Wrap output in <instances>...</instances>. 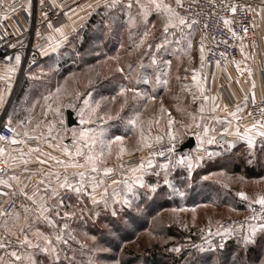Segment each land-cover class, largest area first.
<instances>
[{"label":"rangeland","instance_id":"obj_1","mask_svg":"<svg viewBox=\"0 0 264 264\" xmlns=\"http://www.w3.org/2000/svg\"><path fill=\"white\" fill-rule=\"evenodd\" d=\"M120 1L117 8L126 11L88 14L87 19L94 17L96 23L88 27L89 44L81 53L71 37L59 48L75 65L82 63L83 74L70 73L68 83L34 94L25 105L29 116L26 127L20 126L15 105L22 85L39 70L26 73L19 88L13 83L12 100L6 102L8 117L18 133L38 126L46 113L51 126L57 128L59 116L73 107L83 130H91L98 141L122 138L112 145L101 165L114 171L109 176L93 174L103 182L97 186V181L86 180L81 192L59 188L55 175H32L34 190L22 198L4 227L11 233L20 232L21 241L27 237L33 246L21 243L20 260L11 255L13 251H2L0 264H150L146 259L153 253L158 254L154 264H264V255L256 262L247 253L256 247L258 254H264L261 225L247 223L240 230L232 226L246 216L261 188L232 173V160L253 155L252 161L248 160L251 165L256 163L257 152L242 147L229 159L231 147L214 150L216 120L210 114L208 92L197 78V71L204 69L197 32L181 26L165 33L166 13L148 0ZM164 2L175 9V0ZM76 82L83 85L79 91ZM88 91L85 105L81 98ZM50 95L46 102L44 98ZM80 131L81 127H74L68 135L69 147ZM190 137L198 139V147L171 155L165 164L147 159L140 168L129 163L132 156L149 148L145 144L186 142ZM121 146L126 151L118 159ZM73 172L67 170L71 176ZM115 174L120 176L114 180L117 183L108 182ZM76 178L70 183L75 185ZM41 180H45L43 185ZM46 188L59 194H46ZM239 193L249 199H242ZM43 208L48 211L42 214ZM228 243L235 250L226 258Z\"/></svg>","mask_w":264,"mask_h":264},{"label":"built area","instance_id":"obj_2","mask_svg":"<svg viewBox=\"0 0 264 264\" xmlns=\"http://www.w3.org/2000/svg\"><path fill=\"white\" fill-rule=\"evenodd\" d=\"M110 1L114 0H45L42 4L39 0H0V76H3L5 69L18 67L16 89L19 88L26 73L41 60L42 50L52 47V44L45 40V36L52 28L63 22L66 12L79 5L92 10ZM181 4L182 6L176 4L175 10L197 30V45L200 50L203 48L204 65L211 71L238 60L242 45L247 46L250 55L254 53V44L257 41L254 14L259 7L264 6V0H181ZM233 7L236 9L235 13L231 11ZM19 17L23 20H19ZM225 20L230 23L226 25ZM245 29H247L246 34ZM75 32L71 31L70 36L75 35ZM40 40L41 44H39ZM17 55L21 57L18 65L15 63ZM247 68H251L249 62ZM211 73L198 70L197 77L205 83L209 80ZM4 90L5 85L0 79V92ZM8 107L6 106L0 112V135L16 139L15 128L6 123ZM261 110H264V98L249 104L247 118L240 120L239 125L243 128L254 124L260 127V124L264 123V112ZM9 128L14 131H9ZM22 140L25 144H37V139L23 138ZM0 143L9 144L3 141ZM183 143L168 141L153 145L141 154L132 156L129 163L131 166H140L144 160L148 159L165 164L170 160L171 155L181 153ZM27 168L30 172L39 175H47L50 171L46 165L39 162H33L27 165ZM10 172V168L0 160V179L8 178ZM65 176L69 182L77 179L62 171L60 177L65 178ZM119 177L118 174L112 175L108 178V182L117 180ZM9 185L0 184V193H6V195L0 194V244L4 245L0 248V253L13 251L20 256L23 251L22 234L7 231L4 224L18 209L22 198L34 190V182L27 180L22 191ZM247 223L264 225V213H261L259 205L251 203L246 216L232 223V226L235 230H240Z\"/></svg>","mask_w":264,"mask_h":264},{"label":"crops","instance_id":"obj_3","mask_svg":"<svg viewBox=\"0 0 264 264\" xmlns=\"http://www.w3.org/2000/svg\"><path fill=\"white\" fill-rule=\"evenodd\" d=\"M44 1L45 0H39V3L42 4ZM120 3V0H115V2L110 1L105 4H100L92 10L82 8L79 5L66 12L63 22L57 27L52 28L45 36V40L50 42L52 44V47L42 50V58H47L49 55L57 52L59 48L65 43V41L69 39V37H71L70 32L73 30L76 31L80 25L85 24L84 22L89 17L88 14L93 13L91 11H126L117 8ZM19 20L23 19L19 17ZM14 23H16L15 20ZM254 26L257 32V41L254 44V53L252 55L249 54L247 46L242 45L241 55L238 60L234 61L231 64H228L223 68H216L213 71H211V69L204 65L203 71L207 73L212 72L209 80L205 83L201 82L197 77L199 82L202 83L205 91L208 92L210 98V114L212 119L216 120V129H214V132L218 136L216 138V149L214 150L218 152L228 150V147H231L232 150L239 147H244L249 149L254 148L256 152L260 151L261 153H264V137L258 134L260 131H264V128H253L250 133H245V129L252 128V125L243 128L238 123L240 120H244L247 118L249 104L253 102V93L255 95L254 101L264 98V6L259 7L255 11ZM57 28H61L62 32H56L55 29ZM192 28L197 32L194 27ZM39 44H41V40ZM248 62L251 64L250 69L247 68ZM14 68L15 71L10 74V81L1 79L5 85V90L7 89V91L4 90L3 92L5 103L3 107H0V112L1 110H4L6 108V102L12 100L10 96L11 88L13 86V83L16 84V78L18 74V67ZM6 70L7 69L4 70L3 76L6 74ZM35 78H39V75L36 74ZM253 84L255 85L254 88ZM245 97H247V100H245ZM87 99L88 96L83 98L82 103H84V101H87ZM213 100L215 101V106ZM238 105L240 108L239 111H237ZM19 108L20 107H17L18 115L20 114ZM68 109L73 110L75 114V109L73 107L64 110L62 113L63 116H59L60 120L58 121L57 128L56 126H51V119L49 118V116H47L48 114L46 113L43 117H41L42 122H40L38 126H34L29 131L27 129L23 130L21 133H18L15 122L11 121V124L8 123L10 117L7 116L6 123L15 128L17 133L16 139L18 141L26 138L23 135L24 132H28L30 136H37L39 137V139H37L36 145H29L25 143H0V148L5 149L4 156H0V160L4 161L6 159L8 161L7 167L11 170L8 178L3 180H7V182L13 185L18 191L23 190V187L27 180H32L31 177L32 175H34V173L28 170L27 165L33 162H39V159H46V157L40 155L39 153H32L31 156L27 155L29 147H39L43 153H50L52 156H55L59 159H67V157L63 156L61 150L55 147V145H67L68 140H71L69 139L70 137L68 135L72 133L74 127L68 128L66 125L65 113ZM231 112H236L237 118H233L231 115H229V113ZM27 114L18 118L21 127H26L25 125L28 124L27 118H29V116ZM76 118L78 121V125L75 127H81V130H83V125L79 121L77 115ZM228 120L231 121L230 125L226 123V121ZM225 128L228 129L227 133H225ZM237 128H239L242 134L241 136H237L235 134V130ZM49 129H51V132H49ZM61 136L65 137V140L61 139ZM222 137H224V140L221 142L220 139ZM249 137H251L253 140L251 147H249L248 144ZM195 142V146L198 147V139H195ZM22 153L24 154L22 159L29 161L27 164H24L21 161ZM37 156H39V159H37ZM44 165L48 167L49 165H51V167H49V174L61 173L62 171H65L63 166L57 165L51 160L48 161V164ZM68 171L73 172L76 170L69 168ZM260 195H262V193L257 192L254 199Z\"/></svg>","mask_w":264,"mask_h":264},{"label":"snow or ice","instance_id":"obj_4","mask_svg":"<svg viewBox=\"0 0 264 264\" xmlns=\"http://www.w3.org/2000/svg\"><path fill=\"white\" fill-rule=\"evenodd\" d=\"M115 2V0H114ZM136 3H140V0H135ZM175 3L179 6H182L181 4V0H175ZM148 4L151 6H154V8L158 11H160L161 13H166V17H165V23H164V28L163 31L165 33H167L169 31V29H176V28H180L181 26H188L191 27V24H188L187 20L180 16L179 13H177L175 11V9H173L170 5V3H165L164 0H148ZM128 7L131 8L132 7V3L128 4ZM231 11L233 13H235L236 9L233 7L231 9ZM192 23H196V21H192ZM224 23L226 25H228L230 23V21L225 20ZM49 27H51V24H49ZM207 27V26H205ZM56 32H62L61 28H57L55 29ZM247 33V29H245V34ZM233 35H235V33H233ZM201 51H203V48H201ZM223 55V54H222ZM21 61V57L19 55H17L15 57V63L18 65ZM15 71L14 67H9L6 70V74L4 76H0V79L6 80V81H10V74L13 73ZM193 79L195 80L196 77L193 76ZM255 87V85L253 84V88ZM7 91V89L5 90ZM60 91V89H57V93ZM121 95H123L124 93L121 92ZM55 95V94H52ZM52 96H48L45 97V101L47 102L49 99H51ZM253 101L255 100V95L253 93ZM207 99V97H205V100ZM245 100H247V97H245ZM5 103V98H4V93L0 92V107H3ZM85 105L88 104V101H84ZM96 107H99V104L96 105ZM226 107V106H225ZM239 105L237 106V111H239ZM93 112H95V109L92 110ZM163 111V109H162ZM201 112L203 111V109L201 108L200 110ZM262 112H264V110H261ZM229 115H231L233 118H237L236 117V112H231L229 113ZM249 115H251L249 113ZM83 122V121H82ZM8 123L11 124V119L9 118ZM130 123H135V121H130ZM227 124H231V121L228 120L226 121ZM169 124H171V121H169ZM257 125L254 124L252 126V128H246L245 129V133H250L252 131L253 128H256ZM261 128H264V123L260 124ZM9 131H14V129L9 128ZM207 133V130H205ZM228 129L225 128V133H227ZM49 132H51V129H49ZM235 134L237 136H241V132L239 130V128H237L235 130ZM260 136L264 137V131H260L258 133ZM23 135L28 138V139H39V137L37 136H30L28 132H24ZM42 135V134H41ZM159 139V138H158ZM214 139V138H213ZM213 139H209V143L213 142ZM0 141L6 142V143H11V144H17V143H25L24 140H17L15 138H11L9 139L8 137H5L3 135H0ZM117 142H122V138L120 137H116L113 140L104 142V141H98L95 134L91 132V130L89 129H85L80 131L79 133L74 134L73 137V143L71 145V147L67 146V145H55V147L59 148L61 150V153L63 156L67 157V159H59L55 156H52L50 153H43L42 150L37 147V148H31L29 147L28 149V153L27 155L31 156L32 153H39L40 155H43L46 157V159H39V156H37V159H39V163L44 165V164H48V161L51 160L53 161L55 164L57 165H61L63 166L65 172H67V170L69 168L75 169L76 171L72 173V175L78 177V180L75 182V185H79V187L75 186L73 183H70L68 181L67 176H65L63 181H60V175L59 173H54V174H48V175H55L56 180L58 182V186L59 188H67V189H71L72 191L75 192H81L85 189V181H97V186L102 183L103 181L97 180L96 176L93 174L96 173H101L104 176H109L113 173L114 169L112 168H108V167H101V165L106 163V155H110L111 151H112V145L114 143ZM253 140L251 137L248 138V144L249 147L252 146ZM52 146V145H50ZM145 147H151L150 144H145ZM125 148L124 147H120L119 151L117 153V158H121L122 155L125 153ZM5 153V149L4 148H0V156H4ZM23 153L21 155V161L24 164H27L29 161L28 160H23ZM160 155H163V153H160ZM5 166H8V161L5 159L4 161ZM151 163V161H149V164ZM191 166V165H189ZM49 167H51V165H49ZM140 168L144 167V164L141 163V165L139 166ZM133 171H136V169H133ZM14 178V177H13ZM45 183V180H41L39 182L40 185H43ZM113 183H117L116 181H113ZM0 184H4L5 186H10L7 182V180H0ZM37 190H39V185ZM95 189L93 188V191ZM51 192L52 196H56L59 193L56 191V189H50V188H46L45 192L46 194L48 192ZM0 194H5L6 193H0ZM35 195V193L33 194ZM240 197L244 200H248L249 198L244 194V193H239ZM29 200H33V196H28L27 197ZM93 202H95V199L93 198ZM251 203L257 204L260 206V211L261 213H264V194L258 196L257 198H255L254 200H252L250 202V206ZM48 211L47 208H43L42 209V214L43 212ZM58 214V213H57ZM261 230L264 231V225H261ZM227 231V230H226ZM253 232H255V229H253ZM251 234L249 237H245V240L247 241L248 239H250ZM57 239H59V237H57ZM22 244H27L29 246H33L31 245V242L28 240L27 237H25V239L23 241H21ZM4 247L3 244H0V248ZM35 247H40L39 245H35ZM47 250V249H45ZM176 251H179V249H176ZM11 255L13 257H15L17 260H20L21 257L17 256L16 252H12Z\"/></svg>","mask_w":264,"mask_h":264},{"label":"trees","instance_id":"obj_5","mask_svg":"<svg viewBox=\"0 0 264 264\" xmlns=\"http://www.w3.org/2000/svg\"><path fill=\"white\" fill-rule=\"evenodd\" d=\"M95 23H96L95 18L91 17L90 19H88L86 24L81 26L80 30H76L75 35L71 36L72 40L76 39L75 41H72V43L74 42L75 44H77V47L79 48V53H81L84 50V46L86 47L89 44L88 42L90 38L87 32L88 27ZM80 33H82L81 42H79ZM58 53L59 50L49 55L47 58H41V60L34 67L30 69L29 72H32L33 70H39V72L37 73L39 75V78L33 79L31 81H26L22 85L23 87H21L20 90L21 92L17 97V103L15 105L16 107H20L19 108L20 114L18 118L27 114L28 111L26 110L27 107L25 105H28L27 101L32 100L31 98L33 97L34 94L37 95L44 94L49 89H55L56 87H60L62 84L68 83L69 81L68 78L70 76L69 75L70 73L76 72L77 74H83L82 63H76L75 65V60L73 58L68 59L64 55ZM80 83L81 82L75 83L76 90L78 91L83 86ZM89 93L90 92L88 91L86 94H84L81 98V101L83 98L87 97ZM240 148L241 147L232 150V152H229L228 153L229 159L231 158L233 153L235 154L238 153ZM256 154H257L255 157L256 163H253L251 165L250 163H248V160L251 162L252 159L254 158L252 157L253 155L250 157L242 156V157H235V159L233 158V160H238V162L234 161L235 163H233L232 160V164H233L232 173L236 175H240L244 181H248L253 184L260 185L261 188L259 189V192L264 194V153L257 151ZM258 162L261 164H259ZM234 250L235 247H233L231 243H228L226 250H224L225 257L227 258L231 256ZM247 253L256 262H259L261 257L264 255L263 253L258 254V250L256 247H250ZM157 259H158V254L153 253L152 256H149L146 260L147 261L149 260L150 264H154L157 261Z\"/></svg>","mask_w":264,"mask_h":264},{"label":"water","instance_id":"obj_6","mask_svg":"<svg viewBox=\"0 0 264 264\" xmlns=\"http://www.w3.org/2000/svg\"><path fill=\"white\" fill-rule=\"evenodd\" d=\"M65 116H66V125L68 128H72L78 125V121H77V118H75L73 110L68 109L65 113ZM223 140H224V137L220 139L221 142ZM195 144H196L195 138L190 137L186 142L183 143L180 152L182 153L185 151L192 150L195 147Z\"/></svg>","mask_w":264,"mask_h":264}]
</instances>
